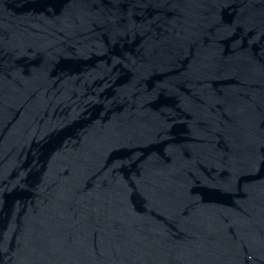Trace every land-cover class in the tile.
Returning a JSON list of instances; mask_svg holds the SVG:
<instances>
[{
	"label": "water",
	"instance_id": "obj_1",
	"mask_svg": "<svg viewBox=\"0 0 264 264\" xmlns=\"http://www.w3.org/2000/svg\"><path fill=\"white\" fill-rule=\"evenodd\" d=\"M0 264H264V0H0Z\"/></svg>",
	"mask_w": 264,
	"mask_h": 264
}]
</instances>
